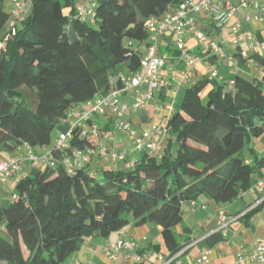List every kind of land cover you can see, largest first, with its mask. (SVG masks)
I'll use <instances>...</instances> for the list:
<instances>
[{"label":"trees","instance_id":"1","mask_svg":"<svg viewBox=\"0 0 264 264\" xmlns=\"http://www.w3.org/2000/svg\"><path fill=\"white\" fill-rule=\"evenodd\" d=\"M182 1L97 0L92 15L81 19L73 0H31L28 15L0 38V154L25 144L55 161V167L31 166L17 181L13 202L0 207V264H67L87 238H106L130 222L156 224L168 257L174 256L185 246L174 230H187L183 202L232 203L264 172V152L249 148L264 134V55L254 56L258 78L234 74L229 87L204 76L183 89L160 157L142 153L131 168L96 171L90 158L69 172L63 159L98 141L78 128L66 149L47 148L71 113L138 71L136 46L149 38L147 23ZM10 15L0 0V31ZM238 62L241 67L246 60ZM247 150L252 160L245 159ZM131 264L151 263L139 258Z\"/></svg>","mask_w":264,"mask_h":264},{"label":"crops","instance_id":"2","mask_svg":"<svg viewBox=\"0 0 264 264\" xmlns=\"http://www.w3.org/2000/svg\"><path fill=\"white\" fill-rule=\"evenodd\" d=\"M30 2L31 0H24L23 18L30 12ZM85 2L86 0H73V5L77 9ZM13 9L12 0H7L5 2V10L11 14ZM254 14L252 9L239 10L231 19V24L238 23L242 28V32L249 37V40L242 41L239 45L233 44V35L230 29L225 28L216 32L212 21L203 13L195 14L194 28L183 37L181 48L176 46L174 37H159L155 54L158 57L165 58V65L160 72L163 84L159 90L153 92L152 98L143 109L133 108V102L136 98L134 90L121 94L122 104L127 107L123 121L135 130L137 135L150 128L153 124L167 125L171 115L178 107L181 91L192 86L200 78L209 77L207 62L216 65L219 75V79L213 80L216 83L224 82L228 85L234 74L248 80L258 78L261 70L254 56L264 55V23L256 21ZM246 17H249V19H246ZM14 21L12 18L10 26ZM198 32L207 36L203 43L197 40L196 35ZM210 41L221 43V49L226 58L219 59L215 57L213 62L209 61ZM250 43H254L255 47L249 48ZM149 44L147 40L145 43L136 46L141 57L146 55ZM242 51L246 53L245 58L241 56ZM187 55L197 57L199 62L190 78L181 79L180 73L184 70L183 59ZM227 57L237 62L238 67L234 73L228 66ZM240 59L246 60L241 67L238 62ZM139 91L144 93L146 87H140ZM113 119L112 112L107 110L103 116L97 117V122L102 127L109 125L110 128ZM65 126L66 129H69V123H66ZM101 143H106L117 151L126 153L130 160L137 161L140 157V154H136L133 150L132 138L124 134L111 135L107 141L98 139L97 144ZM165 144L166 141L164 139L161 143V151ZM249 148H252L255 154L263 153L264 134L259 138H252ZM39 151L43 153L46 148H41ZM246 152L245 159L252 160V154H250L249 150ZM22 154L18 149L12 154H0V158L3 160L22 159ZM99 168L120 169L125 167L122 163L93 157L89 169L96 171ZM22 177L21 173H19L11 178L6 185L11 190H14L17 181ZM252 179V187L248 191L241 193L232 203L217 204L212 200L200 197L196 201H188L181 204V216L187 230L182 233L180 227H177V231H175L179 242L185 244L177 261L181 264H194L200 253L205 251L208 264H258L246 258L238 263L240 256H250L255 245L259 241H264V188L261 193H258L255 189L258 182H264V172L254 175ZM14 198L15 196L13 195L12 199L14 200ZM7 204V198L0 192V207ZM256 206H261V208L248 217H244ZM220 213H224L229 221L228 226L223 231L219 230L218 227V215ZM157 227L156 224L150 222L135 227L130 222L122 229L112 232L106 238L100 236L89 237L84 241L81 248L69 257L67 264H131L135 256L146 255L150 256L149 261L151 263V258H156L152 256L153 253L166 258L169 256V253L165 252L166 248L162 247L161 242H155L158 236ZM186 239L188 240L186 241ZM122 240L132 241L136 248L132 251L121 252L114 261L108 259L103 254V247ZM164 249L165 251L163 252Z\"/></svg>","mask_w":264,"mask_h":264},{"label":"built area","instance_id":"3","mask_svg":"<svg viewBox=\"0 0 264 264\" xmlns=\"http://www.w3.org/2000/svg\"><path fill=\"white\" fill-rule=\"evenodd\" d=\"M97 0H86V2L77 8V15L81 19H86L92 15L95 9ZM14 9L11 13L15 20L10 27H14L24 15V0H12ZM31 4V2H30ZM252 9L254 11V19L260 23H264V0H183L177 9L165 15L160 21L150 20L147 23L149 31V47L146 55L141 57L140 67L138 71L130 78H121L119 88H113L107 95L101 96L93 101L86 103L81 110L71 113L69 120V129L62 132L55 143L56 150H64L68 147V141L71 137L72 130L80 129L81 136L89 138L94 137L102 140H109L111 135L124 134L132 138L133 150L136 154L148 153L154 157L161 156V143L166 138L168 129L167 125L153 124L150 128L144 130L137 135L127 123L123 121V117L127 111L126 105L122 104L120 95L134 90L136 98L133 102V108L143 109L146 103L152 98L153 92L159 90L163 84L160 72L165 65V58L156 56V48L158 39L161 36H172L175 39V44L178 48L182 47L183 37L190 32L195 25V14H205L213 24L214 30L221 31L225 28L230 29L233 35V44L239 45L242 41L249 40L246 33L242 32L241 26L236 23L231 24L232 17L239 10ZM249 19V17H246ZM197 40L203 43L207 36L204 33L198 32ZM5 43L0 41V53L4 49ZM255 44L250 43L249 48H254ZM209 50L217 58H226L221 49V43L210 41ZM243 58L246 57L245 52H241ZM228 66L232 73L237 70V62L227 57ZM184 70L181 71V79H188L193 75L195 67L199 62L197 57L185 56L183 59ZM207 71L212 80L219 79V75L215 64L207 62ZM145 86L144 93L139 91V88ZM233 86V81L229 82V87ZM107 110H110L114 116L110 130H104L103 127L96 124L95 117L103 116ZM172 110V109H171ZM94 119V120H93ZM90 121V123H87ZM27 158L3 160L0 158V185L7 184L8 181L22 171V162L31 166H36L39 159L43 160V166L55 167L54 160H48L45 156L37 155L32 147L25 145ZM99 157L115 163H122L125 168H131L136 163V160H130L127 154L117 151L112 146L106 143L97 144L95 147H87L85 151H76L70 158H64L63 164L72 172L75 168H81L86 163H89L90 158ZM264 188V182L260 181L255 186L258 193H261ZM229 221L224 213L218 215L219 230H225ZM136 245L129 240H122L115 244H109L103 247V254L110 260H116L121 252L132 251ZM181 252H178L171 257H163L162 255L153 253L160 264H181L177 261ZM146 256H135L133 261L139 258L149 260ZM244 258L250 259L258 264H264V241H259L250 256H240L238 263ZM194 264H208L207 253L202 251Z\"/></svg>","mask_w":264,"mask_h":264},{"label":"rangeland","instance_id":"4","mask_svg":"<svg viewBox=\"0 0 264 264\" xmlns=\"http://www.w3.org/2000/svg\"><path fill=\"white\" fill-rule=\"evenodd\" d=\"M257 1H261V0H257ZM5 2H7V0H6ZM11 20H12V15H10L9 21H8V23L6 24V26L3 28V30L0 31V38L4 35V33L6 32V30L9 29V27H10V23H11ZM66 123H67V122H65V123H61V125H60L59 127H57V128L53 131V133H52V135H51V141H50V144L47 146L48 149H52V148L54 147V145H55V142H56L58 136H59L63 131L65 132V131L68 130V129H66V126H65ZM37 150H38L37 148H34V151H35V152H37ZM19 151H21V152L23 153V154H22V158L26 159L28 155H27V152H26V150H25V144H22V145L19 147ZM246 154H247V152L245 153V156H246ZM42 163H43V160H42V159H39V160L37 161L36 167H38V168L42 167V166H43ZM22 169H23V170H22V172H21V175H22L23 177H25L26 175H29V174H30L32 167H31V165H28L27 163L22 162ZM0 186H1V187H0V192H2V194H3V195L7 198V200H8V204H7V205L11 204V203L13 202L12 197H13V195L16 194V190H15V189H14V190H11L10 187H9L8 185H6V184H2V185H0ZM156 229H157V235H158V236H157V239L155 240V242H156V243L161 242L162 247H165V248H166V251H165V249H164L163 252L165 251V252L168 253V251H167V246H166V244L162 241V239H161V237H160V235H159V228L157 227ZM175 231H177V227L175 228ZM175 233H176V232H175ZM176 235H177V233H176ZM151 264H160V261L157 260V258L152 257V258H151Z\"/></svg>","mask_w":264,"mask_h":264}]
</instances>
